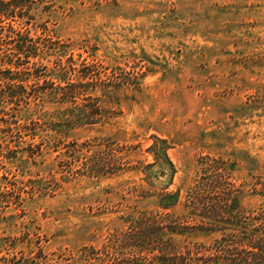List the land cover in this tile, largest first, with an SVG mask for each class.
<instances>
[{"label": "rangeland", "instance_id": "1", "mask_svg": "<svg viewBox=\"0 0 264 264\" xmlns=\"http://www.w3.org/2000/svg\"><path fill=\"white\" fill-rule=\"evenodd\" d=\"M20 2L4 31L65 43L98 80L84 103L104 108L0 102V264H179L221 239L252 252L233 220L196 225L234 196L236 219L264 220V0ZM143 215L184 233L143 240Z\"/></svg>", "mask_w": 264, "mask_h": 264}, {"label": "trees", "instance_id": "2", "mask_svg": "<svg viewBox=\"0 0 264 264\" xmlns=\"http://www.w3.org/2000/svg\"><path fill=\"white\" fill-rule=\"evenodd\" d=\"M25 6L20 0H0V22L10 19L13 10ZM4 27L0 25V102L15 103L19 110L21 105H32L34 100L43 99L44 95L50 97H60L63 104L72 103L70 114H65L68 119H97L104 108V101L97 98L92 107L84 103L85 94H88L90 89H97L98 85L96 77H94L86 62L76 63L74 54L66 61L63 60L68 54L67 45L62 41H57L51 44H43L36 39L30 30L23 31L20 27L15 26L12 21H9V30L4 31ZM12 44V47L4 49L3 44ZM58 55L56 65L49 67L52 63V56ZM47 59L48 63L42 60ZM68 61V62H67ZM55 62V61H54ZM37 105V103H36ZM35 125L38 121H32ZM64 140L60 143L64 144ZM9 147V144L7 145ZM18 147V145H17ZM41 147V146H40ZM13 150V149H12ZM19 149H15L18 151ZM34 153V151H33ZM175 194L165 197V201H161L160 205L169 208L177 203ZM238 197H233L230 203V209H204L201 213V223L196 226L210 228L216 230L214 223L223 219L233 220L234 226L242 228L244 233L240 235L238 241L239 246H249L254 250L245 255L242 250L238 255H235L233 247L225 245L224 240L217 242L212 250L206 249V252L199 256L193 257L191 252L188 254H179V264H264V220L261 225L254 227L251 223H243L234 216L235 210L238 207ZM203 210V209H201ZM230 218V219H229ZM198 220V218L196 219ZM135 223V228L143 233V240L153 237H164L168 232L183 234L184 231H179L176 227L165 225L157 217L141 216L138 217ZM209 223L210 225H208ZM212 225V226H211ZM170 230L166 232L164 227ZM211 226V227H210ZM224 226V225H223ZM238 248V247H237ZM236 249V247H235ZM144 252V249H142ZM237 250V249H236ZM165 254V253H163ZM245 256H244V255ZM170 255H160L159 260L165 263L173 260L171 264H177V260ZM196 258V259H194Z\"/></svg>", "mask_w": 264, "mask_h": 264}]
</instances>
